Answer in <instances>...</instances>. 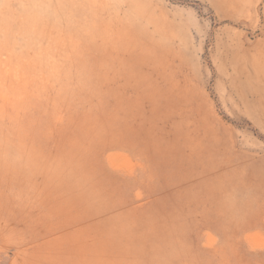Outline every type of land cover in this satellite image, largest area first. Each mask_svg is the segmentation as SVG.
I'll return each instance as SVG.
<instances>
[{
	"label": "rangeland",
	"instance_id": "1",
	"mask_svg": "<svg viewBox=\"0 0 264 264\" xmlns=\"http://www.w3.org/2000/svg\"><path fill=\"white\" fill-rule=\"evenodd\" d=\"M0 264H264V0H0Z\"/></svg>",
	"mask_w": 264,
	"mask_h": 264
}]
</instances>
